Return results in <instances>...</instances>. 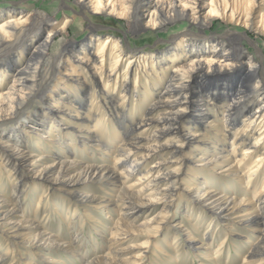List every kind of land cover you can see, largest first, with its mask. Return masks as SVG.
<instances>
[{
	"label": "bare ground",
	"instance_id": "6f19581e",
	"mask_svg": "<svg viewBox=\"0 0 264 264\" xmlns=\"http://www.w3.org/2000/svg\"><path fill=\"white\" fill-rule=\"evenodd\" d=\"M56 1L64 7V2H73L85 20L114 18L125 21L127 29L122 37L101 33L99 26L90 24L82 38L69 40L68 19L62 23L53 19L50 24L49 16L38 15L30 4L25 10L5 13L9 19L0 25V47L14 48L0 56V145L4 150L0 170L15 181L9 195L0 191V237L13 246L5 253L0 249V264L10 254H14L10 264H66L72 259L79 264H144L159 225L152 232L155 219L137 227L132 222L163 204L160 221L180 192L187 193L186 200H181L187 212L193 201L210 213L211 221L223 218L229 234L245 239L249 246L241 264H264V0L259 4L256 0ZM202 1L207 5L201 7ZM182 20L198 32L174 34L169 40L173 44L161 51L143 53L129 49L125 42L128 36L157 34ZM215 21L222 29L207 34ZM57 41L61 42L58 47ZM245 43L253 49L251 54ZM125 58L129 60L121 70ZM85 76L90 77V86ZM34 94L42 98V105L22 110L18 120L15 110H21ZM128 102L130 110L125 108ZM68 119L77 122L68 123L67 129L84 135H75L76 142L64 145L65 151L61 142L69 137L60 121ZM64 131L61 139L59 133ZM29 133L40 134L39 138L58 148L57 153L50 150L39 155L23 148ZM7 137L13 143L3 140ZM88 146L111 156L113 165L83 163L72 156L71 150L87 152ZM166 154L127 186V178L138 175L140 166ZM45 158L50 163L36 170ZM116 164L125 168H114ZM200 166L211 168L203 172ZM28 176L47 181L46 189L55 185L73 202L95 212L119 213L110 220L108 231L95 230L102 240L97 254L82 258L74 241L47 234L25 218L50 214L48 201L41 211L25 212L26 200L36 191ZM87 183L100 186L104 195L87 193ZM44 193L39 203L45 200ZM70 220L67 229L79 240L83 224L74 228L75 213ZM134 229L145 234L146 243L135 247L136 254L124 257L130 247L116 249ZM185 238L190 250L210 252L211 233L196 238L186 232ZM103 248L109 252L102 254ZM24 252L34 253V261L23 258Z\"/></svg>",
	"mask_w": 264,
	"mask_h": 264
},
{
	"label": "rangeland",
	"instance_id": "374dc122",
	"mask_svg": "<svg viewBox=\"0 0 264 264\" xmlns=\"http://www.w3.org/2000/svg\"><path fill=\"white\" fill-rule=\"evenodd\" d=\"M261 0H256L255 3L260 2ZM33 6L32 10L37 11V14L40 16L48 15V23H53L55 20L56 23H62L66 19H68L71 24L70 28H68L67 32V38L70 39H76L79 40L83 37L84 31H86L87 27L92 24L95 26L100 27L101 33H107V34H113L115 36H122L123 32L127 29V24L123 20H114V18L109 17H98L94 18L92 20L86 19L83 17V14L81 11L77 10L74 7L73 2L66 1L64 2L65 7L63 6V3L58 1L53 2H43L37 1V0H0V25L8 21V17L5 16V13L12 12V11H19V10H25L28 5ZM206 4L204 1L200 2V6H204ZM207 5V4H206ZM61 9V10H60ZM7 15V14H6ZM20 15H17V17ZM16 17V18H17ZM56 18V19H55ZM54 19V20H53ZM116 19V18H115ZM222 29V24L219 21H215L213 25L210 26L206 30L207 34L219 32ZM198 32V28L196 26H192L186 21H178L176 23L169 24L166 26L165 29L158 32L157 34L153 33H147L143 35H134V36H128L129 41H125L126 44L129 46V49L136 50L143 53H149L150 51H161L162 49L168 47L169 45H172L173 43L170 42V38L177 33L180 32ZM251 37L256 36V34H251ZM259 42L260 46H262V38ZM13 42L10 43V45ZM61 44L60 41H57L56 47H58ZM245 49L246 52L252 53L253 49L251 48L250 44L245 43ZM13 47L14 46H9ZM7 46L0 47V56L6 52V50L9 48ZM20 51V50H19ZM18 51L16 50V53ZM129 60V58H125L123 61V64L121 65V70L125 68L127 65L126 62ZM109 64H104L103 68L107 70ZM135 73H130L131 77L133 78ZM86 77V82L90 86V77ZM89 88V87H88ZM36 89V88H35ZM34 92V91H33ZM88 97V95L86 96ZM95 97V96H94ZM98 95H96V99H98ZM41 99L39 98L38 94H34L32 98L29 99L27 104L21 109V110H15L16 114L18 116V120L21 119V112L22 110L28 111L31 109H37L39 106H41ZM118 95L114 96V102L117 101ZM127 99H130V96L127 95ZM41 104V105H40ZM140 103H138L139 105ZM28 108V109H26ZM126 109L130 110L131 108V102L129 106L126 103ZM109 116V115H107ZM106 118V117H105ZM107 117L106 123L109 122ZM70 122H77L76 119H68L64 122L60 121V124H63L61 126L66 127L68 139H64V141L61 142L62 147L64 145L70 146V143H75V135H84L83 133H76L72 129H67L70 125H67ZM105 123V122H104ZM103 127V126H102ZM105 127V126H104ZM62 129V127H60ZM111 127L107 128L110 129ZM110 132V131H109ZM30 137L24 141L23 148L29 150L33 154H47L50 152V150H54V152L57 153L58 148L51 143H48L46 140H43L39 138L38 133H29ZM43 134V133H41ZM46 135V134H44ZM66 135V132L59 133V136H61V139ZM106 136V134H104ZM108 136H112V133H110ZM3 140L9 141L10 143H13L12 138H4ZM12 140V141H11ZM58 141V140H57ZM52 146V147H51ZM63 149L66 151V149L63 147ZM60 150V149H59ZM0 151H4L0 145ZM1 153V152H0ZM72 156L74 158L81 160L83 163L85 162H93L96 164H106L108 166L113 165V158L111 156L105 157L101 155L100 152H97L95 148L89 147L87 148V152H84L79 149L71 150ZM5 156V154H2ZM168 155L163 156H155L151 160L147 161L144 165L140 166L139 168L140 173L137 175L136 173H133V176L130 178H127L126 184L127 186L131 185L135 180L139 177V175L147 170V166L155 163L160 158L163 159L167 157ZM1 158V157H0ZM2 159V158H1ZM49 158H45L42 160V162L39 164V166L36 168V170L41 169L46 164L50 163ZM199 163V162H198ZM114 168H125V165L116 164L113 166ZM175 165H172L170 169L174 168ZM199 167V166H198ZM201 167V166H200ZM210 166L201 167L199 169H203V172H208ZM183 170V169H182ZM219 172V171H218ZM218 177L223 178V176L217 174ZM27 178V176L25 175ZM261 178V177H260ZM29 181L33 182V185L36 186V191L31 192V198L30 200H26V208L25 212L30 210L34 211L33 209H36L37 211L43 210V206L47 203H50L48 205V209H50L49 216H46L42 218L44 213H40L37 217L33 216H27L25 218H29L33 221L35 226H40L43 228V231H45L47 234H52L59 236L60 240L66 241V242H72L74 241L75 249H78L80 252V256L92 258L93 254H97L100 251V247L102 246V240L100 237L96 236L95 230L100 231L101 229L104 231H108V228L111 226L110 220L118 218L119 213L113 212L111 209L108 211H105L104 213H101L100 211L95 212L92 207L86 206V204H78L73 202L71 199L68 198V196L58 191V187L51 186L50 189H46V186H49V183L47 181H43L37 178H32L28 176ZM26 179V180H28ZM184 181L187 180V177L182 178ZM15 178L11 175L6 177L5 174H2V171L0 170V191L5 195H9L11 188L14 184ZM213 183V182H212ZM31 185V184H29ZM214 185V184H212ZM235 185V183H234ZM88 188L86 190L87 193H94L95 195L102 194L103 192L100 191V186H96L93 183H87L85 184ZM23 187V186H22ZM50 187V186H49ZM136 188V186H134ZM103 189H107V187H103ZM45 192V193H44ZM44 193V196L46 197L44 201L39 203V196ZM180 197L177 200H174L172 203V206L168 209V212L165 214L163 218L158 221L160 213L163 209V204H159L155 207H151L150 210L143 212L137 216V218L132 222L134 223L135 227L142 226V224L148 222L151 219H155L154 223L150 225V228H152V232L154 230L155 224L159 225L158 232H156L155 237H152L151 245L147 249L146 256L144 257V264H241V260H243V256L245 255L249 244L246 243L244 238H238L233 236L232 234H229L231 230L224 229L223 227V218L219 219H213L211 221V216L208 211L205 210L204 207L201 205L191 202L192 210L187 212V209L183 207L184 203H181V200H186L187 193L180 192ZM175 199V198H174ZM56 204V206L54 205ZM90 205V204H87ZM189 205V204H188ZM69 207V208H68ZM87 207V208H86ZM180 207V208H179ZM56 208V210L54 209ZM68 208V213L67 212ZM75 210V212H73ZM75 213L76 216V225H74V228L81 227L80 222H82L83 230L81 231V238L79 240H74V234L68 231L67 226L70 223V217L72 214ZM67 214V217L66 215ZM80 217V219H79ZM157 218V219H156ZM97 222H96V221ZM160 222V224H159ZM107 228V229H106ZM134 232L132 236L127 237L121 244L118 245L116 250H119L120 248H129L127 252L124 253V257L131 256L133 254H136L138 251L135 249V247L146 243L145 234L139 235L140 233L137 232L134 229ZM188 232L192 235V237H200L206 235V234H212V238H210V252L204 253L206 255H203L200 251H193L190 250L192 247L189 248V243L187 242V238H185V233ZM228 233V234H227ZM106 236H108V233H105ZM227 236V239L225 241L224 245H220L225 237ZM207 238V236H206ZM172 239L175 240V243L173 245H170L173 243ZM250 240L255 242V238L251 237ZM166 242V243H165ZM6 240L0 237V249L3 253H5L8 249L12 250L13 246L11 244H8ZM164 243V245H163ZM206 243V241H204ZM159 245H162L159 247ZM177 246V248H176ZM178 250L176 253L173 252V250ZM102 254H106L109 251L105 248L102 249ZM24 256L23 258L29 259L31 261H34L35 256L34 253H22ZM89 256V257H88ZM206 256V257H205ZM14 254H10L7 256L2 264H10V261L13 259ZM16 258H21L22 256H15ZM201 257H204L206 260H202ZM208 258V259H207ZM36 261L39 262V260L36 259ZM41 263V262H40ZM80 262L76 259L72 260H66V264H79Z\"/></svg>",
	"mask_w": 264,
	"mask_h": 264
}]
</instances>
